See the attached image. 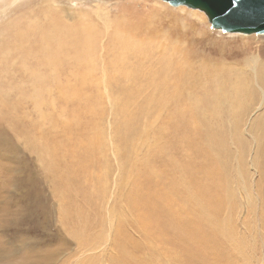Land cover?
<instances>
[{
  "label": "rangeland",
  "instance_id": "obj_1",
  "mask_svg": "<svg viewBox=\"0 0 264 264\" xmlns=\"http://www.w3.org/2000/svg\"><path fill=\"white\" fill-rule=\"evenodd\" d=\"M55 1L63 24L78 21L69 7L89 16L95 71L83 77L68 50L53 69L34 45L53 1L0 9V189L14 213L0 264H264V36L160 0ZM129 3L158 14L139 34L153 38L142 69L172 74L110 75L113 31L97 11L114 20Z\"/></svg>",
  "mask_w": 264,
  "mask_h": 264
},
{
  "label": "bare ground",
  "instance_id": "obj_2",
  "mask_svg": "<svg viewBox=\"0 0 264 264\" xmlns=\"http://www.w3.org/2000/svg\"><path fill=\"white\" fill-rule=\"evenodd\" d=\"M7 1L8 0H0V6H1L0 9L2 11H5L6 8H8L10 5H12V3L5 4ZM50 1H53V3L56 5L54 12L53 11H49L48 13L44 12V17L46 19H49L48 23H50V25H47L46 27H42V28L39 26L40 29L36 30V31H39L38 32L39 39L37 40V42L34 43V45L38 44V46L44 51V53L46 54V57H47L46 63L49 67H51L53 69H58V67L61 65L62 55L65 53L66 50L69 51V54H70V52H73L72 57L74 60H76L77 64L81 67L83 77H85L87 79L92 77L94 75V71H95V59H94L95 54L94 53H95L96 43H97V35L94 34L95 28L92 25L93 23L90 22L89 16H87L86 12H85V14H86L85 15L84 12H82L80 9H79L80 11L79 10L75 11L72 9V7L71 8L69 7L68 9H66L68 11H67V13H65V17H67L69 19H70V17L73 18V12H76L79 14L77 16L78 21L74 20L75 24L72 26H70L66 23L63 24V22L59 20V16H60L59 13H61L62 10L58 11V9L64 8V10H65V7H62L61 3H58V1H55V0H47V3H49ZM71 1H75V0H71ZM82 1H84V0H82ZM106 1L107 0H105L104 2H106ZM3 2H4V4H2ZM184 8H186V7H184ZM133 9H134V5L132 3H129L128 5L126 4V5L122 6L123 14H122V16H120L121 18L116 17V18H114V20H110V18H109L110 14H108V12L105 10V8H103V9L100 8V10L97 11L98 18H100L101 20H102V18L105 19L106 22H104V23L105 24L109 23L111 25L112 31H113V34L110 35L108 42L110 43V49L115 50L116 54H115L114 62H112L111 65L109 66L110 67L109 69H111L110 75L111 74L113 75L116 72V69L118 67H120V70L124 71L126 73V75L129 76L130 78L131 77L138 78L140 76V77H148V78L153 79V78L165 75V74H169V71L172 70V69H170V66L163 67L162 70H156V71H154V70H152V71L148 70L147 71L145 69H142V62H141V60H139V58L142 59L144 57V60H147L150 63H151V60L153 59V55L151 53V50L149 48V43H148V41L149 40L151 41L153 38L150 37L149 40H147V39H145L146 36L144 35L145 38L140 39L139 34L141 32H145V31L149 30V28L152 26V22L154 21L155 17H158V14L153 12V11H150V12L148 11V13H146L144 16H140L136 13H133ZM134 12H135V9H134ZM198 13H200V12L198 11ZM105 14H107L106 18H105ZM128 15L134 16V17L127 18ZM200 15H201L200 18H204V19L206 18L207 19V17L204 14L200 13ZM37 23H38V20H37ZM37 23H36V21L31 22L30 26H32V27L28 26L26 31H34L35 27L37 26L36 25ZM19 28L20 27L18 25L15 26V24H14V27L12 26V29H10V27L7 26L6 27L7 30H5V31H11V30L15 29L16 31H14V33L12 34L13 38L15 39L16 42H18L17 44L22 45L23 43L25 44L27 39L25 38V33L23 31H20ZM146 35L150 36L148 34H146ZM23 36H24V38H23ZM153 37H154V35H153ZM23 39H26L25 42ZM176 48L177 47H175V49ZM119 50H122V52L120 53ZM179 53H180V51H179ZM131 58L132 59L136 58L138 60L136 62V65H132V66L128 65V61ZM176 62H177V59H176ZM44 63H45V61H44ZM161 63H162V61H161ZM169 64L171 65V63H169ZM172 65H174V64H172ZM182 71H183V69H181V72ZM144 72L146 74H143ZM184 73H185V71H184ZM171 74H172V71H171ZM175 74L177 75V73H175ZM35 79L38 81L37 84H35V86H37V89H39L40 87H43V85H41L42 79H39V76ZM173 90H175V89H173ZM179 92H180V94L179 93L178 94L180 96L181 91H179ZM0 97L2 99H5L6 98V92L2 93ZM35 98L37 99L38 96L35 95ZM6 106H9V105L7 104ZM0 137H1V139H0V158L1 159H8L7 154H5L7 151V146L5 144V138L2 137V135H0ZM1 194L2 193H1V189H0V237H2L3 235H5L7 233V230L11 224L10 220H13V215H14L13 211L10 209V206L8 205V202H7L8 200L7 199L5 200V198L3 199ZM16 213L18 215H20L21 211H16ZM17 226H18V224H17ZM14 229H15V227H14ZM29 259L31 260V262H29V264H42V262H41V260H39V258H36L34 260L31 258H29Z\"/></svg>",
  "mask_w": 264,
  "mask_h": 264
},
{
  "label": "water",
  "instance_id": "obj_3",
  "mask_svg": "<svg viewBox=\"0 0 264 264\" xmlns=\"http://www.w3.org/2000/svg\"><path fill=\"white\" fill-rule=\"evenodd\" d=\"M207 17L214 30L227 34L264 36V0H160Z\"/></svg>",
  "mask_w": 264,
  "mask_h": 264
}]
</instances>
